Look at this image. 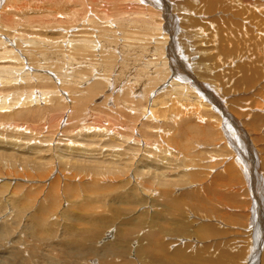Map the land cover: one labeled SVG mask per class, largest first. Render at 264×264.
Here are the masks:
<instances>
[{"label":"rangeland","instance_id":"rangeland-1","mask_svg":"<svg viewBox=\"0 0 264 264\" xmlns=\"http://www.w3.org/2000/svg\"><path fill=\"white\" fill-rule=\"evenodd\" d=\"M8 1L9 0H7V2ZM43 1L21 0L22 7L30 10L32 9L34 13L30 12V14H35L37 18H40L39 24H41L43 28H41L40 25H37V27L35 28L36 31L34 30L36 33L33 32V30H31L33 32L32 33L29 28L27 29L21 27V30L24 31V33H27L25 37L27 39L28 44L25 45L22 42L21 43L23 45L22 48L24 49L22 50L19 49V50L33 51L31 53L33 54L36 53V55L39 54L41 56L42 51L44 54V49H41L43 47L45 49L46 48L48 49V52H50L48 53V55H51V57H54L53 51L57 52L56 53L57 59L46 57V59L48 58V60H43V58L40 57L42 60L40 59L38 60L40 61L39 64L47 63L45 66L51 65L50 66L51 69H48L49 66L48 68L37 67L34 60H37L39 57L37 55V59H36V57L33 56V58H35L33 59L31 65V68L33 67V69L29 70L32 73V80L30 84L26 83L28 86L25 89L23 87L21 89L20 87L18 88L17 85L21 86L22 83L25 82V80H20L19 79L20 77L17 78L16 75L19 74V72H17L14 69L11 70L12 76L11 75L10 76L12 77V81L13 82L15 81V83L12 82L10 84L11 87H5L4 89L3 87H1L0 84V89H1L0 91L3 92V93L0 92V95L8 94L6 96L7 100L6 98L5 100H3V97L1 98L0 96V102H1L0 104H3L2 103L3 101L6 103L8 102L12 103L10 98H8L11 97L9 94H12L14 98H17L20 95H22L23 91L25 90L24 92L26 94L32 95L30 99L31 104H27V105L28 106L33 105L32 107H29L28 110H26L27 106L22 105L23 104L22 102L25 101V96H24L22 100L19 99L20 105L16 104V108L19 113H17L15 116L9 118L7 112H5L6 116H4L5 113H0V116L2 117L0 118V124H2V126L0 125V211L2 212V214L4 213L3 216L0 217V228H3V234L0 231V237H1L0 246L2 247L3 250L4 262L8 263L10 260H13L14 262H18L19 264H25L26 262L30 261L29 258L33 250L31 247H29L28 249L27 247L29 245V238H31L32 236L29 237L26 236V234L27 233L30 234L33 231V220H34L33 217L35 213L36 214L38 213L37 210L49 212L48 207L50 206V203L53 201V199L52 200H50L51 198L44 199V197L47 196L46 193L47 190L49 189L48 188L47 190H45V188H47V185L50 186L53 183L52 185L53 187L51 188V191L53 192V195L54 192L58 193L57 199L55 200V206L53 209L55 212L64 213L59 221L61 222L60 223L61 227L58 228L59 232H61V228L67 230L68 227H70L71 229H76L77 231H83V229L85 230V228L88 227V226L85 227L87 225V224L85 225V221L86 223H88V225L91 223L93 224L94 222H96L98 225V222L102 218L105 221L101 222L102 224L99 223V225H103L101 227L103 230L108 228L112 230L113 229L116 230L117 228H124L128 233L130 232L129 233L131 235L130 238L135 239V237H137V234L140 235L145 230L149 231L150 227H154V228L159 227V229H164L165 232L166 231L176 232L174 231V226L175 228L178 226L176 224V221L180 222L179 225L180 227L182 225L181 224L182 221L184 226L183 228L185 229H182L180 235L179 234L172 235V233L170 232V235L167 234L162 238L161 236L162 230H159L160 231L159 238L160 239L162 238V241L164 240L163 241L164 244H166V247H168L166 249H169V251L172 252L182 251L183 249L182 252L184 256L185 255L194 256L195 255L194 251L199 250L201 253L206 252L202 255L203 256L207 255L204 257L208 258V257H213V255L214 256L216 255L217 252H215L213 249L215 248L217 249V247L219 246L220 248L226 251L228 250V253L236 259L238 256H240L241 259L240 258L237 259L238 262H240V264H244V263L247 264L248 262L249 264H263L264 262L262 263V261L264 258V254H263L264 248L261 246L260 247L261 250L259 249L258 246L261 245V243L259 244L260 240L257 241V238H260L261 236L264 235V228H263L264 226L260 230V224L262 223L260 218L261 214L254 211L256 204L254 201L255 199L253 193L254 191L251 192V186H250L251 181L248 182H246V180L242 181L245 183V185L247 184L249 186L250 191L247 190V193L245 194L244 191L241 190L242 193H239L240 196L236 198L237 201L240 200L241 202H244L247 201L244 196L247 195H248L247 197L250 196L248 198L250 201L248 202L251 203L247 204L246 202H244L246 206H243L242 210L234 209L236 206V201H232L230 199L228 192H227L228 195L227 199H229V201L226 199L225 202L227 201L228 202L225 203L224 205L218 203L215 200L211 202V205H209V203L207 204L202 201L201 197L203 196V192L206 190L205 188L206 180L204 178L207 179L208 177L207 175H204V172L210 169L209 166L207 165H209L211 163V160L213 159L212 156L210 158V154L206 152V148L201 147L200 145L201 143L197 141L199 139L193 136L194 135L193 132L189 135H185V134L183 135V133L179 130L178 125L180 124L179 122L182 121H184L182 123H185L187 121L186 122L187 124L192 121L191 118L194 119L197 116L201 117L203 115L202 117H206L210 115L209 110H207L208 106H205L206 108L204 109L201 107L200 108L197 107L198 104L201 103L198 102L197 97L199 98V96L196 95L197 93L196 90L198 91V93L200 91L201 95H203L202 94L203 89L201 87L198 88L195 87L196 90L193 88L192 90L193 92L182 91L180 87L177 88V90L170 89L172 88V86L170 85L171 82L169 80L165 82L162 81L164 75L159 74L158 69L157 70L155 69L154 71L153 70L147 71L148 73L154 72V77H148L149 74L148 76L147 75L144 77L141 76L139 64L146 62L147 54L140 53L138 51L146 50V52H150L153 50L154 43H152V41L150 40L149 44L146 47H143L142 45L138 44L131 46L128 49H125L126 46L124 48H121L123 47V45H125V43L123 44V41L120 39L121 37L119 36L120 33H116L118 32L117 30L121 29L118 26L119 23L117 25V22L113 20V18H111L108 14L107 15L104 14V10H107L108 6L106 5L103 6L99 4V2L97 3L98 0H93L94 3L92 2V0L90 1V3L89 0L88 2H86L87 0H80V1L77 0L79 2H77L76 0H67V1L65 0L67 5H65V3L63 2L64 0L62 1L56 0L58 1L56 3L55 0L54 1L43 0ZM51 1H53L55 4ZM188 1H192V0H182L181 2H183L182 4L184 5H182L180 2L175 7L167 6L165 7V9L162 8V10L165 12L167 11V13H169L171 18L173 19L172 33L174 34L173 45L175 47V55L177 57L179 55L180 57L182 56V59L184 60L183 63L186 66L185 68L187 69V71H189V75L191 77L193 76L192 78L194 79V83L203 85L206 91H209V93H211L212 96H214V98L220 102L221 107L224 108L225 112L227 114L228 112H230L231 117L236 121V123L240 124L244 132L246 131L245 132L247 138L246 141L248 140L247 144L249 146V153L251 155L249 161L250 164L252 163L254 167H256L257 173L259 175V180L261 182L260 192L262 194L260 200V208L262 209L261 213L264 216V210H263L264 209V166L262 163V160H264L263 157L264 155L263 153L260 152L261 150L260 151L257 150V149H261L262 145L255 143L257 142V139H261V138L262 140L264 139L263 136L264 127L259 128V131H257L258 135L254 139V144H253L251 142L252 140H250L253 136L250 132V128H248L246 124H242L244 121H246V119L248 120L251 117L250 115H252L253 113L260 114L264 117V111H262L264 109L263 107L264 105V98H263L264 95V73H263L264 71V5H263L264 0H257V1L245 0L246 2L249 1V3L247 2V4L246 2H244L245 5L242 3L239 4L237 3V5L236 4L232 5L231 3H227L230 0H223L221 3H218V0H208V1L217 2V4L215 3L210 4L212 7L211 10L214 12L212 11L210 12V9H208L209 7L207 6V4H194L193 2H188ZM241 1L243 2V0ZM50 2L53 4H51ZM256 2H258V4H255ZM2 4L0 5V8L5 10V8L3 7L6 4V0H4ZM151 4L153 3L152 2L147 3L148 6H151ZM86 5L89 6L86 7ZM155 6H157V8L159 9V4ZM214 7H216V9ZM48 8L51 11H49ZM109 8L110 10H113V5H110ZM61 9L62 11H60ZM77 9L80 11H78ZM73 10L74 12L78 11L77 15L76 12L75 13L73 12ZM162 10H159V13H161ZM52 11H56V12H52ZM49 12L52 13L53 15L57 13V17L58 16L60 17V14L61 15L63 14L61 18L64 16V18H62V20L64 21L61 20L60 26L57 24L58 23L56 21L57 19H52L53 17L51 18L50 15L48 16ZM67 12H69V14ZM6 14H8V12H6ZM162 14L163 13H161V15ZM70 15L71 17L72 15L74 16L71 18ZM77 16H80V18L81 17L82 18L80 19ZM85 16H86V21L83 19L85 18ZM98 17L99 19H101L100 17L106 18L108 21V22L105 21L107 26L109 28L113 26V28L108 29L107 27H105L106 24L102 23L104 21L102 22L99 21L101 22V26L99 28L92 27L94 29L93 30L89 26L90 30L89 29L87 30V22H88L87 20H89L90 18L98 19ZM47 18L49 19L47 23L48 24L50 23L49 27L48 24L46 23ZM78 18L80 20L79 23H78L79 21ZM229 18L230 21L228 20ZM68 19H70V21H68ZM71 19H73L74 21L76 20L77 23L76 21L75 22H73V20L71 21ZM215 19H217V21H215ZM168 20L169 18L167 17L165 18L161 16L160 21L157 19V24L160 23V25L164 27L165 23H167ZM44 22L46 23V25H44L45 24ZM62 22H64L65 24ZM84 24H86V35H85V30L83 35L85 36V38L90 39V41L94 45V49H92L94 53L89 52L88 54L86 52L88 57H86V60L83 62L84 64H86V66H83L85 67L86 70L84 71V73H86V75H84L86 78H84V80L80 81L79 83L73 85L69 93V85H71L72 83L70 81V75L72 71H74V69L70 68L69 65L72 64V58H76V61L79 63H81L80 61L82 60V59L77 60L79 54L77 56L76 54H73L74 52L71 42L75 40L74 44H77L76 42L82 39L80 37L83 35L80 36L81 34L80 30H82V28L84 29L83 26ZM110 24L112 26H109ZM120 24H124V23H120ZM70 26L72 27V31L71 28H69ZM131 26L133 27V31L134 30L140 31L136 26H133V23ZM114 29L115 30L117 29L116 32L113 31ZM103 31L106 32L108 31V34H105ZM109 31L111 32L109 33ZM60 32L62 33V38H58L57 36L59 35ZM78 32H80L79 35H76L78 34ZM8 33L10 34L9 30H6L5 28L2 27L0 28V36L2 35L0 38L3 37V41L5 37L9 38V36H11ZM71 33L77 37L75 38L74 36L75 38L74 39ZM88 33H90V35ZM112 35H118L119 37L118 36L112 37ZM135 36L137 37V35ZM37 37L40 39L44 38L45 40L50 41V43L52 42L51 44L49 43L51 46L46 45L45 44L46 42L43 43L41 42V40H40L41 43L37 42L39 40ZM111 37L114 39H110ZM157 37L159 39V35H157ZM167 37H166V41L167 44H169L170 38L168 34ZM115 39H118L119 41L116 40L117 42L115 41L116 42L115 43L114 42ZM62 41H64L63 45H62ZM55 42L56 43L59 42V44H55ZM33 43L35 44L32 45ZM65 43H67V45ZM157 45H159V43ZM68 47L70 48V50ZM16 48L17 47L15 45L14 49ZM165 48L164 51H166ZM122 50H126L130 54L124 55L121 52ZM184 51L187 52L184 53ZM106 53L112 55H107ZM64 54H66L68 57L72 55V57L70 56L69 59ZM17 55L19 57H23V52ZM60 55L61 56L64 55L65 57L64 56L61 57ZM104 57H106L107 59ZM180 57L178 58L181 59ZM23 58L26 59L27 57H23ZM165 58L166 57H160L159 60L157 61H161L160 63L163 64L165 62L164 60ZM153 60L155 59L153 58ZM42 61L46 63H41ZM58 61L60 63L59 65L55 63ZM154 62L155 64H157L156 61ZM53 63H55V66H53ZM24 64L25 61H23V65ZM161 64H159V66ZM108 65L109 67H107ZM60 66L63 69L62 68L60 69ZM167 66H169L168 61H167ZM72 67L77 69L76 64ZM20 68H22L23 71V69L25 70L26 65L24 66L20 65ZM243 68L244 70L246 69L248 70L244 71ZM27 69L28 68H26V71ZM107 69H109L110 71ZM167 69L169 70L171 75L172 72L171 67L169 66V68L167 67ZM13 70L15 71L14 73ZM20 74L22 76V73ZM104 74L107 75L105 76ZM243 74H246L248 76V79L249 78H250L249 80L253 79V81L244 83L243 82L244 80H242L244 76ZM24 75H25V71H24ZM170 75L168 79L171 77ZM63 76L67 78L61 80ZM61 83H63V86L61 85ZM189 85L187 86L189 87ZM12 86L14 87V89ZM9 89L11 90L9 91ZM15 89H16L15 93L18 95L13 93ZM3 90H5V92ZM77 90L83 92L82 96L79 95L71 96V94L76 93ZM6 91L8 93H6ZM171 91L172 92L175 91V92L171 93ZM178 92H180L179 95ZM25 93L23 94L25 95ZM175 93L177 96H175ZM61 94H63V96ZM32 98H34V100L36 98H40L41 103L40 101L39 102L35 101L34 103V100H32ZM46 98H50V101H47ZM15 100L17 102V99ZM30 100L28 99L27 101ZM163 100H165L164 103ZM237 100H239V102ZM189 101L192 102L190 103ZM211 103H214V101L212 100ZM160 105L164 107L161 108ZM202 105L203 104H201V106ZM257 105L258 108H263V109L262 110L256 109L255 106ZM44 107L45 108L48 107V110L42 109ZM50 108H53V112L50 110ZM195 109H197L196 110L198 112V113L196 112L197 115L195 114ZM202 109H203L202 111L203 113L201 112ZM205 109L208 112H206ZM209 109L211 110V108ZM204 110L206 113L204 112ZM161 111L165 112L166 114L163 115ZM242 111L250 115L244 118V116L240 114ZM1 114L4 115L2 116ZM159 114L161 118H159L160 117ZM205 114L206 116H204ZM47 115L49 116L47 117ZM171 115H173V117L174 115L176 116L175 118L176 121L178 118H180L177 116L182 115L181 118L179 119L181 121L178 120V122L176 123L177 125L174 123H170L171 121H168V117H170ZM164 116H166L167 119ZM185 118L190 119L191 121L186 120ZM250 121L253 122V119ZM10 125L17 127L18 131L17 129L14 128L12 129V127L9 128ZM163 125H165V128L166 126L168 127L164 129L162 127ZM160 129L162 132H166L165 133L166 135L162 134ZM247 131L249 134L247 133ZM167 132L170 133L168 134ZM171 134L173 138H181V141H184V146H188L187 149L188 151L186 152V154L180 152L179 148L175 147L176 145L174 143H173L174 147H171L167 144L166 140L171 137ZM247 134L249 135V137L247 136ZM52 141L54 142L52 143ZM69 142L71 145H69ZM76 145H78L77 147H83V150L84 149L86 150L87 148L91 149L92 152L81 153L80 150L79 152L80 155L77 154L76 156H73L70 153L76 151L78 148H72L71 146L76 147ZM222 145L223 143H221V146ZM252 145L253 147H251ZM162 147L166 150H164ZM220 149L221 150H218V152H222V148ZM163 152L165 153L163 154ZM193 154L196 156H194ZM227 154L228 152L225 151L224 153H218L215 156H217V160H220L221 156L223 159L231 158ZM2 155H3L4 163L1 161ZM159 155L162 157L171 155L169 159L170 160L169 167L166 165L165 167L163 165L164 162H162ZM61 156H64L65 159H63L64 163L60 164L58 159ZM183 156L187 158L185 159V161L181 159ZM174 159L175 161H172ZM176 160H178L179 162L178 161L176 162ZM94 162H99L102 164L104 163L105 165L109 163L108 169H111L113 166L117 168L118 171L116 174L111 173L107 175L106 172L105 174L100 172H91V170H89L88 168H83L82 166L83 164H89V163L93 164ZM112 162L115 163L116 165L111 164ZM187 162H192L191 166L190 163L188 164ZM200 163L202 165H200ZM182 164H185L184 167H182L183 166ZM74 165H79L80 169L78 168L75 169ZM147 166H153L156 168L161 167L160 169L162 170L159 169V171L160 172L162 171V174L168 175V177L172 175L174 176L177 175L175 173H170L171 167H176L175 169L179 168L180 170L179 172L181 176H179V178H168L171 181V185L169 188H165L168 194H170L169 200L171 202H165V200L163 201L161 198H159V193L161 192V190L159 189L155 190L156 187L153 181L151 182L147 181L148 176L145 175V172L149 171V169L146 168ZM165 169L168 170L166 171ZM195 172L196 174L194 175ZM45 173L47 174L48 177L42 178ZM199 177L202 180H200ZM57 178L59 181V182L57 181L58 183H56ZM197 179H199L200 182H198L196 186ZM135 181H137V183ZM44 184L46 185V187L42 189L41 185L44 186ZM243 184L239 182L238 188L240 187L243 188ZM134 185L136 186L133 187ZM94 186H95V190H92ZM195 186L197 188H195ZM225 187L230 188L233 186L228 184L225 185ZM253 187L254 190H256L257 185L255 181L253 182ZM135 188L139 190L140 189L143 190L144 188L146 189L144 192L141 191L140 193ZM200 188H205V189L199 190ZM90 192H94V193L91 194ZM88 195L90 196L91 201L85 200V196H87L88 198ZM6 196L8 197V202L5 200ZM153 197H155V199H153ZM155 200L156 202H158L159 208L157 207V205L156 207L153 206L152 203L153 201L155 203ZM79 202H82L83 204H80ZM162 203H164L165 205H163ZM168 203H177L179 204V206H177L176 204L175 207L176 206L177 207L175 208V211L173 210L171 215L169 214L166 217V213L164 212H166L165 208L169 206L167 205ZM76 204L78 205V207L76 206ZM220 205L224 206L225 208L221 207ZM97 207H101L102 212L92 211L91 213L84 214L85 212H88L90 208L96 209ZM11 208L14 209L12 212H11ZM204 208L205 210L206 209L208 210L205 211ZM227 208L228 210H226ZM161 209L163 210V212ZM215 209L217 210L215 211ZM176 210L178 211V213ZM225 210L226 212H224ZM79 211L84 213H80ZM218 211L221 213H219ZM205 212L207 213V215ZM214 212L215 213L217 212L219 215H215ZM241 212L246 215L248 213V217H243L241 219L238 218L239 223H237L234 218L228 217L229 215L235 213H241ZM101 213H103L102 216ZM161 213L163 214L162 217L165 216V220L161 221V219H159ZM176 213L180 214L179 215L180 217ZM20 216H23L24 218L26 217L27 220L16 222L19 220L18 217ZM50 216L47 217V221ZM177 218H180L181 221ZM56 219H58L57 216L53 217L51 219L52 222L51 223L49 218L50 223L43 228L44 229L43 233L46 231L48 232L49 230L54 232L55 225L57 224ZM68 219H72V220H68ZM82 219L84 221H82ZM90 221H94V222L90 223ZM163 221L166 224H164ZM23 223H25L26 226H24ZM96 223L94 224L96 225ZM6 224L10 228L12 227L14 229L10 231L9 228H7ZM69 224L70 225L75 224V225H73L72 228V226H70ZM92 224L89 226H92ZM137 225L138 226L142 225V227H138ZM41 229L42 228H40V230ZM141 229L143 231L140 232ZM112 230H110L111 233ZM184 231L185 233H183ZM46 235L48 237V233ZM132 235L133 237L134 236L135 237L133 238ZM46 238L44 239L43 237L39 241V243L45 242L48 239ZM237 238H241V239H237ZM262 239L261 242L263 244L264 240L262 241ZM136 242L138 241H134L133 243ZM210 242L212 248L214 247L213 249L210 246ZM217 242L219 243L218 246H217L218 244ZM255 242L257 243V245L255 244ZM53 244L52 246L48 244V247H50V251H54L55 249L53 248H58L60 249V251L57 249V251L52 253L59 252L58 254L59 258L62 257V255L65 258L66 256L65 254H63V251H61L60 246L53 247L54 245H56ZM251 244H253L254 246ZM42 245L39 248L38 255H41L40 252L42 253L45 252L47 249H49V248L46 249L47 246L46 244L45 245L42 244ZM132 246H131L132 251H130L131 253L136 252L137 248H139L140 246L143 247L144 243L143 245L141 244L137 246L136 249H134L135 248L134 245ZM227 247L230 248L228 249ZM129 248L130 247H128V251ZM237 248L239 249V251ZM192 251L194 255H192L191 253ZM213 251L215 253H213ZM54 255L57 254H52V255L50 254L47 257L39 256L41 257L39 260L51 259V257L57 258ZM68 257H71L70 254L69 256L66 257L67 261H69ZM90 259H88L89 264H91L92 261H94L93 259L97 260L98 258L94 257L93 259L92 258ZM109 259L112 260L113 258H109ZM130 259H132V257H130ZM236 259H234V264H237ZM63 261L64 259L61 260V262ZM230 261H231L230 264H232L233 263L232 260ZM130 263L132 264L131 261ZM30 264H37V263L33 261V263ZM92 264H94V262ZM133 264H137V263L134 261ZM185 264H194V259L191 257Z\"/></svg>","mask_w":264,"mask_h":264},{"label":"bare ground","instance_id":"bare-ground-1","mask_svg":"<svg viewBox=\"0 0 264 264\" xmlns=\"http://www.w3.org/2000/svg\"><path fill=\"white\" fill-rule=\"evenodd\" d=\"M4 1V0H3ZM3 1H1L0 0V5L3 3ZM35 1V0H34ZM38 1H40V0H38ZM43 1V0H42ZM47 1V0H46ZM54 1V0H53ZM53 1H51V2H53ZM62 1V0H61ZM67 1V0H66ZM77 1V0H76ZM76 1H75V3H76ZM80 1V0H79ZM79 1H77V2H79ZM90 1L91 0H89V3H90ZM182 0H98L97 1V3L99 2V4H101V5H103V6H108V9L107 10H104V14L105 15H109L111 18H113V20H115L116 22H117V25H118V23H119V27L121 28V29H119V30H117L118 32H116V30L114 29L113 31H115L116 33H120V35L119 36H121L120 37V39L123 41V44L125 43V45H123V47H121V48H124L125 46H126V48L125 49H128L129 47H131V46H134V45H138V44H140V45H142L143 47H146L148 44H149V41L151 40L152 41V43H154V47H153V50L152 51H150V52H146V50H140V51H138V52H140V53H145V54H147V59H146V62H143V63H141V64H139V66H140V74H141V76H148V74H149V76L148 77H154V70L156 69H158L159 70V74H162V75H164V77H163V79H162V81H167V80H169L170 82H171V86H172V88H170V89H173V90H177V88H179L180 87V89L182 90V91H192L193 90V88L195 89V87L196 88H198V87H201L203 90V95H201V93H200V91H199V93H198V91L196 90V95H198L199 96V98L197 97V99H198V102L199 103H201V104H203L202 106H201V104H198V108H206L205 106H208V109L207 110H209V114L210 115H208V116H206V114L204 115V116H206V117H199V116H197V117H195L194 119H192L191 118V120L190 119H186V120H190L191 122H189V123H187L186 124V122L185 123H182V122H184V121H182V122H179L180 124L178 125L179 127V130L183 133V135L185 134V135H189V134H191L192 132L194 133V137L195 138H198L199 140H197L199 143H201L200 145H201V147H204V148H206V152L207 153H209L210 154V158H211V156H212V159L213 160H211V163L209 164V163H207V164H209V165H207V166H209V168L210 169H208L206 172H204V175H207L208 177H207V179L206 178H204L205 180H206V184H205V188H206V190L203 192V196L201 197L202 198V201L204 202V203H209V205H211V202H213L214 200L215 201H217L218 203H220V204H222V205H224L225 203H227L228 201H229V199H227V192L229 193V197H230V199L232 200V201H236V206H235V208L234 209H238V210H242L243 209V206H246L245 205V203L244 202H246L247 204H249V203H251V202H248V201H250L248 198L250 197H247V196H244L245 198H246V200L247 201H244V202H241L240 200H236V198L238 197V196H240L239 195V193H242V191H244V193L246 194L247 193V190L248 191H250V189H249V186L246 184L245 185V183L244 182H242V181H244V180H246V182H248V181H251V183H250V186H251V192L252 191H254L253 193H254V197H255V199H254V201H255V204H256V207H255V210L254 211H256L257 213H260L261 214V224H260V230H261V228L264 226V216L262 215V213H261V208H260V200H261V192H260V184H261V182H260V180H259V175H258V173H257V170H256V167H254V165L251 163L250 164V161H249V158H250V153H249V146H248V144H247V141H246V131L244 132L243 131V128H241V126H240V124H238V123H236V121L231 117V113L230 112H228V114L225 112V110H224V108L223 107H221V104H220V102L219 101H217L215 98H214V96H212V94L211 93H209V91H206V89H205V87L203 86V85H199V84H196V83H194V79L189 75V71H187V69L185 68L186 66L184 65V60L182 59V56L180 57V55L178 56V57H180L181 59H179L176 55H175V47H174V39H173V36H174V34L172 33V31H173V19L171 18V16L169 15V13H167V11L165 12V11H163L162 10V8L163 9H165V7H167V6H173V7H175L178 3H180ZM223 0H218V3H221ZM257 1V0H256ZM44 2V1H43ZM43 2H41V3H43ZM50 2V3H51ZM56 2H58V1H56L55 0V3ZM64 3H65V5H67L66 4V2H65V0L63 1ZM72 2H74V1H72ZM86 2H88V0L86 1ZM92 2L94 3V1L92 0ZM149 2H152L153 4H151V6H148L147 5V3H149ZM188 2H193L194 4H207V6L209 7L208 9H210V12L212 11L211 10V3H215V4H217V2L216 1H208V0H192V1H188ZM188 2H187V4H188ZM244 2H246L245 0H243V2L241 1V0H230L229 2H227V3H231L232 5L233 4H236L237 5V3L239 4V3H242V4H244ZM248 3H249V1H247ZM247 2H246V4H247ZM54 3V2H53ZM53 3H51V4H53ZM54 3V4H55ZM81 3V2H80ZM92 3V4H93ZM183 2H181V4H182ZM253 3V2H252ZM27 4V3H26ZM38 4V3H37ZM60 4V3H59ZM61 4H62V2H61ZM69 4V3H68ZM70 4H71V1H70ZM83 4V3H82ZM159 4V9L157 8V6H155V5H158ZM215 4H214V6H215ZM255 4H258V2H256ZM3 5V4H2ZM22 5V3H21V0H9L8 2H7V0H6V4L4 5V7L3 8H5V10L4 9H2V8H0V28L2 27V28H5L6 30H9V32H10V34L9 35H11V36H9V38H7V37H5V39H4V41H3V37L2 38H0V84H1V87H3V89L5 88V87H11V83L13 82L12 81V69H14V70H16L17 72H19V74H17L16 75V73H15V75H16V77L17 78H19L20 80H25V82L24 83H22V85L21 86H19V85H17L18 86V88L20 87V89L23 87L24 89L28 86L26 83H28V84H30L31 83V80H32V73L29 71L30 69H33V67L31 68V65H32V62H33V59H35V58H33V56L34 57H36V59H37V55H38V59L37 60H34V62L36 63V66L37 67H43V68H48V66H45L47 63L46 62H41V63H46V64H39V62L40 61H38L39 59L40 60H42L41 58H43V60H48V58L46 59V57H50V58H56L57 57V52H54L53 51V55H54V57H51V55H48V53H50V52H48V49L46 48H43L42 46V48L41 49H44V54H43V51L41 52V56L39 55V54H37L36 55V53L35 54H33V53H31V52H33V51H20L19 49H24V48H22V42H23V44H28L27 43V39H26V35H27V33H24V31H22L21 30V27L22 28H29L30 29V31L31 30H33V32H35L36 30H35V28L37 27V25H40L41 26V24H39V22H40V18H37V16L35 15V14H30V12H33L34 13V11H32V9L30 10V9H25L24 7H22L21 6ZM42 5V4H41ZM40 5V6H41ZM45 5H46V3H45ZM57 5V4H56ZM64 5V4H63ZM72 5H74V4H72ZM79 5V4H78ZM100 5V6H101ZM110 5H113V10H110V8H109V6ZM182 5H184V4H182ZM245 5V4H244ZM250 5H252V4H250ZM264 5V4H263ZM6 6V7H5ZM35 6V5H34ZM82 6V5H81ZM87 6H89V5H86V7ZM91 6V5H90ZM98 6V5H97ZM180 6V5H179ZM188 6V5H187ZM190 6V5H189ZM192 6V5H191ZM217 6V5H216ZM224 6H225V3H224ZM223 6V7H224ZM227 6V5H226ZM257 6V5H256ZM2 7V6H1ZM26 7V6H25ZM65 7V6H64ZM70 7V6H69ZM83 7H84V5H83ZM92 7V6H91ZM102 7V6H101ZM218 7V6H217ZM231 7V6H230ZM253 7V6H252ZM30 8V7H29ZM57 8H58V6H57ZM60 8V7H59ZM62 8V7H61ZM67 8H68V6H67ZM80 8H82V7H80ZM93 8V7H92ZM215 9H216V7H214ZM233 8V7H232ZM37 9H39V8H37ZM56 9V8H55ZM69 9H72V8H69ZM85 9V8H84ZM218 9H220V8H218ZM222 9V8H221ZM48 10L49 11H51L49 8H48ZM48 10H45V11H48ZM78 10V9H77ZM91 10V9H90ZM159 10H162V12L161 13H163L162 15H161V13H159ZM58 11V10H57ZM60 11H62V9L60 10ZM70 11V10H69ZM72 11V10H71ZM78 11H80V10H78ZM77 11V12H78ZM209 11V10H208ZM216 11V10H215ZM6 12H8V14H6ZM52 12H56V11H52ZM73 12H74V10H73ZM72 12V13H73ZM76 12V11H75ZM74 12V13H75ZM77 12H76V15H77ZM94 12V11H93ZM209 12V13H210ZM212 12H214V11H212ZM218 12V11H217ZM236 12V11H235ZM68 14H69V12H67ZM83 13V12H82ZM37 14V13H36ZM55 14V13H54ZM59 14V13H58ZM65 14V13H64ZM71 14V13H70ZM79 14V13H78ZM233 14V13H232ZM50 15V17L52 18V19H57L56 21L58 22H56L59 26H60V24H61V20H62V18H64V16L61 18V16L63 15H61L60 14V17L58 16L57 17V13L55 14V15H53L52 13H50L49 12V14H48V16ZM52 15V16H51ZM95 15V14H94ZM245 15V14H244ZM40 16V15H39ZM42 16V15H41ZM74 15H72V17H73ZM98 16H99V14H98ZM161 16H163V17H167V18H169V20L167 21V23H165V25H164V27H162L161 25H160V23L159 24H157V19L160 21V18H161ZM70 17H71V15H70ZM69 17V18H70ZM71 17V18H72ZM77 17H79L80 18V16H77ZM76 17V18H77ZM90 17V16H89ZM95 17V16H94ZM97 17V16H96ZM106 17V16H105ZM223 17V16H222ZM50 18V19H51ZM67 18V17H66ZM79 18H78V20H79ZM82 18V17H81ZM80 18V19H81ZM101 19H99V17H98V19L97 18H95V19H89V20H87L88 22H87V30L89 29L90 30V27H91V29H93L92 27H100L101 26V22L102 21H104V22H102V23H105L106 24V22H108L107 21V19L106 18H104V17H100ZM191 18V17H190ZM51 19V20H52ZM75 19V18H74ZM85 21H86V16H85V18H83ZM48 18H47V20H46V23L48 22ZM73 19H71V21H72ZM83 20V21H84ZM95 20H98V21H95ZM207 20V19H206ZM221 20V19H220ZM229 21H230V18L228 19ZM44 21V20H43ZM53 21V20H52ZM62 21H64V20H62ZM67 21V20H66ZM66 21H65V23H66ZM68 21H70V19H68ZM67 21V22H68ZM76 21V20H75ZM74 20H73V22H75ZM83 21H82V23H83ZM84 21V22H85ZM99 21H101V22H99ZM106 21V22H105ZM158 21V22H159ZM191 21V20H190ZM194 21H195V19H194ZM215 21H217V19H215ZM227 21V20H226ZM80 22V20L78 21V23ZM175 22V21H174ZM197 22V21H196ZM207 22H209V21H207ZM218 22H219V20H218ZM41 23H42V20H41ZM45 23V22H44ZM46 23L44 24V25H46ZM53 23H55V22H53ZM62 23H64V22H62ZM64 23V24H65ZM72 23V22H71ZM76 23H77V21H76ZM120 23H124V24H120ZM132 23H133V26H136L140 31H136V30H134L133 31V27L131 26L132 25ZM48 24V23H47ZM50 24V23H49ZM48 24V27L50 26ZM56 24V25H57ZM104 24V25H105ZM185 24V23H184ZM199 24V23H198ZM69 25V24H68ZM74 25H76V24H74ZM187 25V24H186ZM242 25H243V23H242ZM66 26V25H65ZM77 26H78V24H77ZM76 26V27H77ZM84 26V29L82 28V30H80L81 31V34H80V36L81 35H83L84 34V30H85V35H86V24H84L83 25ZM90 26V27H89ZM109 26H112L111 24L109 25ZM192 26V25H191ZM105 27H107L108 29H111V28H113V26L112 27H108L107 26V24L105 25ZM104 27V28H105ZM115 27V26H114ZM186 27V26H185ZM219 27H221V26H219ZM41 28H43L42 26H41ZM69 28H71V31H72V27L70 26ZM116 28V27H115ZM188 28V27H187ZM201 28V27H200ZM203 28V27H202ZM205 28V27H204ZM61 29V28H60ZM73 29H74V27H73ZM222 29V28H221ZM18 30H20V31H18ZM24 30V29H23ZM35 30V31H34ZM94 30V29H93ZM46 31V30H45ZM141 31H143V32H141ZM194 31V30H193ZM209 31V30H208ZM223 31V30H222ZM3 32V31H2ZM32 32V31H31ZM32 32V33H33ZM68 32H69V30H68ZM68 32H66V33H68ZM88 32V31H87ZM105 34H108V31L106 32V31H103ZM111 31H109V33H110ZM155 32H156V34H155ZM166 32H167V34H168V36H169V38H170V40H169V44H167V41H166V37H167V34H166ZM36 33V32H35ZM79 33L80 32H78V34H76V35H79ZM195 33V32H194ZM223 33V32H222ZM70 34V33H69ZM72 34V33H71ZM89 35H90V33H88ZM114 34V33H113ZM73 35V34H72ZM71 35V36H72ZM88 35V36H89ZM91 35H93V34H91ZM135 35H137V37L135 36ZM157 35H159V39H158V37H157ZM211 35H214V34H211ZM2 36V35H1ZM0 36V37H1ZM58 36V38H62V33L60 32L59 33V35H57ZM70 36V37H71ZM74 36L75 35H73V38H74ZM109 36V35H108ZM111 36V35H110ZM116 36H118V35H112V37H116ZM118 36V37H119ZM189 36H190V34H189ZM207 36V35H206ZM221 36V35H220ZM40 37V36H39ZM66 37V36H65ZM68 37V36H67ZM77 36H75V38H76ZM87 37V36H86ZM90 37V36H89ZM95 37V36H94ZM103 37V36H102ZM110 38V39H114V38ZM165 37V38H164ZM22 38H23V41H22ZM35 38H36V36H35ZM38 38V37H37ZM64 38V37H63ZM74 38V39H75ZM80 38H82L81 40H79V41H77L76 43L77 44H74V41L73 42H71L72 43V47H73V54H76V56L79 54V57H77V60H80V59H82L80 62L81 63H79V62H77L76 61V58H72V64H70L69 66H70V68H73L74 69V71H72V73H71V75H70V81L72 82L71 83V85H69V93H70V90H71V88H72V86L73 85H75V84H77V83H79L80 81H82V80H84V78H86L84 75H86V73H84V71H86L85 70V67H83V66H86V64H84L83 62L86 60V57H88V55H87V53L89 54V52H91V53H94L93 52V50L92 49H94V45L92 44V42L90 41V39H88V38H85V36L83 35V36H81ZM91 38V37H90ZM168 38V37H167ZM179 38V37H178ZM209 38V37H208ZM39 40L37 41V42H40V40H41V42H46L45 44L46 45H48V46H51L50 44L52 43H50V41H48V40H45L44 38L43 39H40V38H38ZM66 39V38H65ZM108 39H109V37H108ZM225 39V38H224ZM30 40H32V39H30ZM35 40V39H34ZM68 40V39H67ZM67 40H64V41H67ZM119 41L118 39H115L114 40V42L115 41ZM120 40V41H121ZM213 40V39H212ZM59 41H61V40H59ZM64 41H62V45H63V42ZM116 41V42H117ZM40 42V43H41ZM115 42V43H116ZM198 42V41H197ZM50 43V44H49ZM106 43V42H105ZM159 43V45H157ZM226 43V42H225ZM31 44V43H30ZM29 44V45H30ZM35 43H33L32 45H34ZM37 44V43H36ZM55 44H59V42H55ZM66 45H67V43H65ZM119 44V43H118ZM14 45V46H13ZM15 45H16V47L18 48H16V49H14V47H15ZM41 45V44H40ZM45 45V46H46ZM53 45V44H52ZM61 45V46H62ZM110 45V44H109ZM120 45H122V44H120ZM191 45V44H190ZM263 45V44H262ZM54 46V45H53ZM68 46H69V43H68ZM167 46V47H166ZM184 46V45H183ZM20 47V48H19ZM32 47V46H31ZM65 47V46H64ZM63 47V48H64ZM166 47V48H165ZM66 48V47H65ZM69 48V47H68ZM164 48L166 49V51H164ZM220 48V47H219ZM224 48V47H223ZM72 49V48H71ZM238 49V48H237ZM69 50H70V48H69ZM121 50V49H120ZM182 50H183V48H182ZM34 51H36V50H34ZM67 51V50H66ZM107 51V50H106ZM109 51V50H108ZM113 51V50H112ZM199 51H201V50H199ZM211 51V50H210ZM21 52H23V57H27L26 59L25 58H23V57H19L17 54H19V53H21ZM38 52V51H37ZM59 52V51H58ZM60 52H62V51H60ZM71 52V51H70ZM87 52V53H86ZM124 55H129L130 53L128 52V51H126V50H122L121 51ZM181 52V51H180ZM187 52V51H186ZM185 51H184V53H186ZM208 52V51H207ZM262 52V51H261ZM90 53V54H91ZM105 53V52H104ZM109 53V52H108ZM225 53V52H224ZM60 54V53H59ZM70 54V53H69ZM68 54V55H69ZM107 54V53H106ZM180 54V53H179ZM44 55H46V56H44ZM64 55H66V54H64ZM64 55H60L61 57H63ZM107 55H112V54H107ZM106 55V56H107ZM258 55V54H257ZM71 57H72V55H70ZM69 56V57H70ZM92 56H93V54H92ZM189 56V55H188ZM207 56V55H206ZM205 56V57H206ZM41 57V58H40ZM65 57V56H64ZM66 57H68L67 55H66ZM68 57V58H69ZM108 57V56H107ZM160 57H166L164 60H165V62L163 63V64H161L160 62L161 61H157V60H159V58ZM30 58V59H29ZM94 58V57H93ZM104 58H106V57H104ZM113 58V57H112ZM153 58L155 59V60H153ZM22 59H25V60H22ZM27 59H28V61H27ZM57 59V58H56ZM55 59V60H56ZM62 59V58H61ZM70 59V58H69ZM92 59V58H91ZM107 59V58H106ZM109 59V58H108ZM111 59V58H110ZM63 60V59H62ZM62 60H61V62H62ZM67 60V59H66ZM95 60V59H94ZM103 60V59H102ZM105 60V59H104ZM113 60V59H112ZM161 60V59H160ZM224 60V59H223ZM23 61H25V64L24 65H26V68H28L27 69V71H26V68H25V70L23 69V71H22V68H20V65H22V66H24L23 65ZM64 61V60H63ZM107 61V60H106ZM154 61H156L157 62V64L159 63V64H161L160 66H159V64L157 65V64H155V62ZM163 61V60H162ZM167 61H168V64H169V66L171 67V69H172V72H171V75H170V72H169V70L167 69V67L169 68V66H167ZM189 61V60H188ZM205 61V60H204ZM209 61V60H208ZM27 62H28V65H27ZM74 62V63H73ZM215 62V61H214ZM57 65H59L60 63H59V61L58 62H55ZM55 63H53V66H55ZM64 63V62H63ZM105 63V62H104ZM111 63H113V62H111ZM110 63V64H111ZM200 63V62H199ZM204 63V62H203ZM76 64V66H77V69H75L74 67H72V66H74V65ZM79 65V67H78V65ZM186 64V63H185ZM216 64V63H215ZM33 65H34V63H33ZM65 65V64H64ZM156 65V66H155ZM199 65V64H198ZM29 66V67H28ZM51 66V65H50ZM49 66V68L48 69H51V67ZM62 66V65H61ZM60 66V69L62 68ZM80 66H82V67H80ZM157 66H159V67H157ZM66 67V66H65ZM107 67H109V65L107 66ZM110 67H112V66H110ZM164 68V69H163ZM54 69H55V67H54ZM56 69H57V67H56ZM60 69H59V71H60ZM63 69V68H62ZM90 69V68H89ZM88 69V70H89ZM94 69V68H93ZM13 70V73L15 72ZM34 70H35V68H34ZM33 70V71H34ZM107 70H109V69H107ZM150 71V70H153L152 72L153 73H148L147 71ZM243 70H244V68H243ZM246 70H248V69H246ZM246 70H244V71H246ZM21 71V72H20ZM24 71H25V75H24ZM55 71V70H54ZM106 71V70H105ZM110 71V70H109ZM57 72V71H56ZM91 72V71H90ZM89 72V73H90ZM262 72V71H261ZM20 73H22V76H21V74ZM263 73H264V71H263ZM107 74H110V73H107ZM106 74V75H107ZM150 74H151V76H150ZM11 75V76H10ZM88 75V74H87ZM105 75V74H104ZM105 75V76H106ZM169 75L171 76L169 79H168V77H169ZM244 76H243V78H242V80H244L243 82L244 83H248L249 81H253V79L252 80H249L248 79V76L246 75V74H243ZM14 77V76H13ZM16 78V79H17ZM64 78H67V77H62L61 78V80H64ZM107 78V77H106ZM239 79V78H238ZM177 80H178V82H177ZM241 80V81H242ZM161 81V80H160ZM237 82H239V81H237ZM13 83H15V81L13 82ZM159 83H161V82H159ZM167 83V82H166ZM194 83V84H193ZM190 84V85H189ZM193 84V85H192ZM61 85L63 86V83H61ZM187 85H189V87L187 86ZM13 87V86H12ZM8 89V88H7ZM13 89H14V87H13ZM23 89V90H24ZM179 89V90H180ZM1 90V89H0ZM11 89H9V91H10ZM254 90V89H253ZM4 92H5V90H3ZM14 91V90H13ZM12 91V92H13ZM25 91V90H24ZM23 91V93H25ZM182 91H180V92H182ZM263 91V90H262ZM1 92V91H0ZM16 92V89H15V91L13 92V93H15ZM170 92V91H169ZM175 92V91H174ZM174 92H172L171 91V93H174ZM180 92H178V95H179V93ZM193 92V91H192ZM195 92V91H194ZM252 92V91H251ZM1 93H3V92H1ZM6 93H8L7 91H6ZM18 93V92H17ZM22 93V95H20L19 97H17V98H14V96H12V94H9L11 97H8V98H10V100L12 101V103L10 102H8V103H6V102H4L3 100H5V98H6V96L8 95V94H1L0 96H1V98L3 97V104H0V113H5V112H7V115H9L8 117L10 118V117H13V116H15L17 113H19L18 112V110H17V108H16V104L17 105H20V102H19V99H21L22 100V98L25 96V101H23L22 103V105L23 106H27V109L26 110H28V108L29 107H32L33 105H27V104H31V97H32V95H30V94H26L25 93V95ZM176 93H177V91H176ZM176 93H175V96H177L176 95ZM16 94V93H15ZM14 94V95H15ZM82 94H83V92H81V91H76V93H74V94H71V96H73V95H79V96H82ZM183 94V93H182ZM16 95H18V94H16ZM36 95V94H35ZM34 95V96H35ZM62 96H63V94H61ZM187 95V94H186ZM33 96V97H34ZM64 96H65V94H64ZM171 96V95H170ZM174 96V95H173ZM188 96V95H187ZM224 96V95H223ZM167 97V96H166ZM179 97V96H178ZM181 97H183V96H181ZM263 98H264V95H263ZM15 99H17V102H16V100ZM30 100V101H27V100ZM47 99V101H50V98H46ZM188 99V98H187ZM238 99V98H237ZM257 99V98H256ZM6 100H7V98H6ZM13 100H14V102H13ZM32 100H34V98H32ZM160 100V99H159ZM182 100V99H181ZM192 100V99H191ZM206 100V101H205ZM212 100L214 101V103H211L212 102ZM221 100V99H220ZM242 100V99H241ZM35 101H37V102H39L40 101V103H41V99L40 98H36L35 100H34V103H35ZM193 101V100H192ZM192 101H189L190 103L192 102ZM209 101H211V102H209ZM222 101V100H221ZM238 102H239V100H237ZM262 101H263V99H262ZM16 102V103H15ZM165 102V100H163V103ZM1 103V102H0ZM208 103V104H207ZM160 104V103H159ZM236 104V103H235ZM244 104V103H243ZM200 105V106H199ZM161 106V108H163L162 107V105H160ZM210 106V107H209ZM244 106V105H243ZM261 106V105H260ZM259 106V107H260ZM166 107V106H165ZM240 107V106H239ZM252 107V106H251ZM256 107V109H260V110H262L263 108H258V105L257 106H255ZM263 107H264V105H263ZM23 108V107H22ZM160 108V109H161ZM196 108V107H195ZM209 108H211V110L209 109ZM253 108V107H252ZM42 109H44V110H48V107H44V108H42ZM203 109L201 110V112L203 111ZM237 109V108H236ZM255 109V108H254ZM24 110V109H23ZM50 110L53 112V108H50ZM197 109H195V114H196V111ZM206 110V109H205ZM205 110H204V112H205ZM206 110V112H208ZM213 110V111H212ZM240 110V109H239ZM243 110V109H242ZM182 111H183V109H182ZM262 111H264V109L262 110ZM162 112V111H161ZM160 112V113H161ZM200 112V111H199ZM200 112V113H201ZM205 112V113H206ZM237 112V111H236ZM261 112V111H260ZM163 113V115L164 114H166L165 112H162ZM190 113V112H189ZM198 113V112H197ZM203 113V112H202ZM230 113V114H229ZM183 114V113H182ZM191 114H192V112H191ZM194 114V115H195ZM242 116H244V118L245 117H247V116H249L250 114H248V113H244L243 111L240 113ZM2 115V114H1ZM4 115V114H3ZM2 115V116H3ZM184 115H185V113H184ZM189 115V114H188ZM197 115V114H196ZM4 116H6V113H5V115ZM49 115H47V117H48ZM159 116H160V114H159ZM167 116V115H166ZM166 116H164V117H166ZM182 116V115H181ZM181 116L180 115H178L177 117H180L181 118ZM190 116V115H189ZM251 117L249 118L250 120H252L253 119V122H251L249 119L247 120L246 119V121H244L242 124H246L247 126H248V128H250V132H251V134L253 135L252 136V138L250 139V140H252L251 142L254 144V139L257 137V131H259V128H261V127H264V117L262 116V115H260V114H257V113H253L252 115H250ZM7 117V118H8ZM193 117V116H192ZM199 117V118H198ZM0 118H2L1 116H0ZM40 118V117H39ZM159 118H161V116L159 117ZM175 118H176V116L174 115V117H173V115H171L170 117H168V121H171L170 123H174V124H176L177 122H178V120L180 119V118H178L177 119V121L175 120ZM184 118V117H183ZM220 118V119H219ZM237 118H239V117H237ZM48 119V118H47ZM47 119H45V120H47ZM166 119H167V117H166ZM184 119V120H185ZM241 119V118H240ZM160 120V119H159ZM162 120V119H161ZM183 120V119H182ZM163 121V120H162ZM165 121V120H164ZM179 121H181V120H179ZM239 121V120H238ZM198 122V123H197ZM13 124V123H12ZM44 124H45V122H44ZM1 126H2V124H0ZM166 125H169V124H166ZM177 125V124H176ZM10 127H12V129L14 128V129H17V131H18V128L17 127H15V126H13V125H10L9 126V128ZM161 127V126H160ZM164 129H166L168 126H166V128H165V125H163L162 126ZM177 127V126H176ZM164 129H163V131H164ZM60 130V129H59ZM2 131V130H1ZM160 131H161V129H160ZM168 131H170V130H168ZM104 132V131H103ZM162 132V131H161ZM166 132H162V134H165ZM168 133V132H167ZM170 133V132H169ZM168 133V134H169ZM247 133H248V131H247ZM167 134V135H168ZM173 134H175V133H173ZM180 134V133H179ZM249 134V133H248ZM247 134V136L249 137V135ZM160 135V134H159ZM166 135V134H165ZM192 136V137H193ZM264 136V135H263ZM2 137V136H1ZM11 137V136H10ZM52 137H54V136H52ZM55 137H56V134H55ZM159 137H161V136H159ZM163 137H164V135H163ZM163 137H161V138H163ZM168 137V136H167ZM166 137V138H167ZM251 137V136H250ZM9 138V137H8ZM13 138V137H12ZM188 138H190V137H188ZM258 138H260V137H258ZM53 140V139H52ZM59 140V139H58ZM57 140V141H58ZM193 140V139H192ZM264 140V139H263ZM263 140H262V138L261 139H257V142H255V143H257V144H261L262 146H261V149H257V150H261L260 152L261 153H263V155H264V142H263ZM56 141V142H57ZM164 141H165V138H164ZM163 141V142H164ZM3 142V141H2ZM54 141H52V143H53ZM166 142H167V144L169 145V146H171V147H174L173 146V143L176 145L175 147H177V148H179V151L180 152H183V153H185L186 154V152L188 151L187 149H188V146H184V141H181V138H173V136H172V134H171V137L169 138V139H167L166 140ZM183 142V143H182ZM221 143H223V145L221 146ZM191 144V143H190ZM189 144V145H190ZM210 144V145H209ZM69 145H71L70 144V142H69ZM165 145V144H164ZM198 145V144H197ZM207 145H209V146H207ZM78 145H76V147H74V146H71L72 148H78L76 151H74V152H71L70 154H72L73 156H76L77 154H79V152H80V150H81V153H91L92 152V150L91 149H84L83 150V147H77ZM88 147V146H87ZM251 147H253V145L251 146ZM259 147V146H258ZM257 147V148H258ZM163 148V147H162ZM192 148V147H191ZM220 148H222V152H218V150H221ZM260 148V147H259ZM164 149V148H163ZM162 149V150H163ZM225 149V150H224ZM255 149V148H254ZM164 150H166V149H164ZM163 150V151H164ZM225 151H227L228 152V154L227 155H229V157H231V158H227V159H223L222 158V156H221V159L220 160H217V156H215L216 154H218V153H224ZM2 152V151H1ZM51 153H52V150H51ZM165 152H163V154H164ZM230 153V154H229ZM2 154V153H1ZM75 154V155H74ZM188 154V153H187ZM257 154V153H256ZM80 155V154H79ZM87 155V154H86ZM194 155V154H193ZM222 155H224V154H222ZM255 155V154H254ZM160 156V155H159ZM170 156L171 155H168V156H160V159L162 160V162H164V166L166 165V166H168L169 167V162H170ZM194 156H196V155H194ZM262 156V155H261ZM168 157V158H167ZM264 157V156H263ZM204 158V157H203ZM209 158V159H210ZM63 159H65L64 158V156H61V157H59V159H58V161L60 162V164L61 163H64V161H63ZM181 159H183L184 161H185V159H187V158H185L184 156L181 158ZM192 159V158H191ZM205 159V158H204ZM203 159V160H204ZM262 159V158H261ZM1 161L3 162V155H2V158H1ZM172 161H175V159L174 160H172ZM178 160H176V162H177ZM181 161V160H180ZM1 162V163H2ZM113 162H115V161H113ZM111 163V164H114V165H116L115 163ZM179 162V161H178ZM4 163V162H3ZM188 164L190 163V166H191V163L192 162H187ZM262 163H263V166H264V160H262ZM171 164H173V163H171ZM170 164V165H171ZM185 164H186V162H185ZM185 164H182L183 166L182 167H184V165ZM198 164V163H197ZM196 164V165H197ZM233 164V165H232ZM4 165H6V164H4ZM108 165H109V163L108 164H102V163H99V162H94L93 164H83L82 166H83V168H88L89 170H91V172H100V173H103V174H105V172H106V174L107 175H109V174H111V173H113V174H116L117 173V168H115V167H113L112 166V168L111 169H108L109 167H108ZM200 165H202L201 163H200ZM199 165V166H200ZM104 166V167H103ZM107 166V167H106ZM111 166V165H110ZM164 166H162V167H164ZM165 166V167H166ZM189 166V167H190ZM204 166H205V164H204ZM167 167V168H168ZM193 167V166H192ZM191 167V168H192ZM74 168L76 169V168H78V169H80V166L79 165H74ZM73 168V169H74ZM146 168H148L149 169V171H147V172H145V175H147L148 176V182H151V181H153V183L155 184V190H157V189H159V190H161V192L159 193V198H161L163 201L165 200V202H171L170 200H169V195L170 194H168V192L165 190V188H169L170 187V185H171V181H170V179H168V178H179V176H181L180 175V170H179V168H177V169H175L176 167H171V170H170V173H175V174H177L176 176H174V175H172V176H170V177H168V175H165V174H162V171L160 172L159 171V169L161 168V167H159V168H156V167H153V166H147ZM199 168V167H198ZM197 168V169H198ZM151 169V170H150ZM169 169V168H168ZM168 169H165L166 171L168 170ZM204 169V168H203ZM202 169V170H203ZM160 170H162V169H160ZM196 170V169H195ZM205 170V169H204ZM203 170V171H204ZM197 171V170H196ZM200 171V170H199ZM179 172V173H178ZM198 172V171H197ZM201 172V171H200ZM199 172V173H200ZM166 173V172H165ZM193 174V173H192ZM196 174V172L194 173V175ZM161 177H163V178H161ZM184 175V174H183ZM199 176V175H198ZM46 178V177H48L47 176V174L45 173L44 175H43V177L42 178ZM202 177H204V176H202ZM113 178H114V176H113ZM196 178H198V177H196ZM199 179L200 180H202L200 177H199ZM199 179H197L196 180V186H197V183L198 182H200V180ZM41 180V179H40ZM64 180V179H63ZM58 181V178H57V180H56V183H58L57 182ZM256 182V185H257V187H256V190H254V187H253V182ZM43 182V181H42ZM136 183H137V181H135ZM203 182V181H202ZM239 182H241L242 184H243V188H238V185H239ZM44 183V182H43ZM47 183V182H46ZM64 183V182H63ZM122 183V182H121ZM126 183V182H125ZM180 183V182H179ZM49 184V183H48ZM116 184V183H115ZM139 184V183H138ZM142 184V183H141ZM189 184H192V183H189ZM231 185V186H233V187H230V188H227V187H225V185ZM43 185V184H42ZM41 185V188L43 189L44 187H46V185L44 184V186H42ZM52 185H53V183H52ZM52 185H47V188H45V190H47L48 188V190H47V193H46V195L47 196H45L44 197V199L46 198H51L50 200H52L53 199V201L50 203V206L48 207L49 208V212H46V211H42V210H37L38 211V213L36 214H34V220H33V231L30 233V234H26V236H32L31 238H29V245H28V247H27V249L29 248V247H31L32 248V250H33V252H32V254H31V256H30V261L29 262H26L25 264H30V263H33V261L34 262H36L37 264H80V263H82V264H89L88 263V259H90V258H94V257H97L98 259L97 260H95V259H93L94 261H92V263L94 262V264H131L130 263V261L132 262V264H133V262L135 261L137 264H185L191 257L194 259V264H230V260H232V264H234V259H236V258H234L233 256H231L229 253H228V250L226 251V250H224V249H222V248H220L218 245H219V241L217 242L218 244H217V249L215 250V249H213L212 248V246H211V242H210V246H211V248L215 251V252H217L216 253V255L214 256L213 255V257H208V258H206V257H204V256H207V255H202V254H204V253H206V252H200L199 250L197 251H194L195 252V255L193 254V251L191 252L192 253V255H194V256H189V255H183V249H182V251H174V252H172V251H169V249H166V248H168V247H166V244H164V240L162 241V238L164 237V236H166L167 234H169L170 235V232H165L164 231V229H159V227L158 228H154V227H150L149 228V231H143L142 229L140 230V232L141 231H143L140 235H138L137 234V237H135V239H132V238H130L131 237V235L126 231V229H124V228H117L116 230H112V229H110V228H108V229H105V230H103L101 227L103 226V225H99V223H101V222H103V221H105V220H103L102 218H101V220L98 222V225H97V223L96 222H94V221H90V223L91 222H94V223H96V225L94 224H92V226H89V225H91V224H89L88 225V223H86V221H85V227H87V228H85V230L83 229V231H77L76 229H71L70 227H68V229L67 230H64V229H62L61 228V232H59V227H61L60 226V223L61 222H59L60 221V218H61V216L64 214L63 212L62 213H58V212H55L54 211V206H55V200L57 199V194L58 193H56V192H54V195H53V192L51 191V188L53 187ZM66 185V184H65ZM120 185V184H119ZM124 185V184H123ZM174 185H175V183H174ZM245 185V186H244ZM113 186V185H112ZM136 185H134L133 187H135ZM138 186V185H137ZM195 186V188H197ZM121 187V186H120ZM111 188V187H110ZM130 188H132V187H130ZM161 188H163V189H161ZM205 188H200L199 190H203V189H205ZM107 189V188H106ZM114 189V188H113ZM117 189V188H116ZM138 192H140L141 193V191H145V189L146 188H144L143 190H139V189H137V188H135ZM92 190H95V186L92 188ZM109 190V189H108ZM242 190V191H241ZM88 191H89V189H88ZM96 191H97V188H96ZM104 191V190H103ZM41 192H42V190H41ZM91 194L92 193H94V192H90ZM112 193V192H111ZM134 193V192H133ZM50 194V195H49ZM104 194H106V193H104ZM153 194H154V192H153ZM108 195V194H107ZM111 195V194H110ZM109 195V196H110ZM144 195H145V193H144ZM147 196V195H146ZM152 197V196H151ZM243 198V197H242ZM153 199H155V197H153ZM170 199H172V198H170ZM228 200L227 202H225V200ZM5 200L8 202V197L6 196L5 197ZM85 200H90V196L88 195V198H87V196H85ZM101 200H102V198H101ZM245 200V199H244ZM47 201V200H46ZM91 201V200H90ZM80 204H83L82 202H79ZM192 203V202H191ZM198 203V202H197ZM230 203V202H229ZM85 204V203H84ZM88 204H90V203H88ZM153 206L154 207H156V205H157V207H158V202H156V200H155V203H154V201H153ZM163 205H165L164 203H162ZM161 204V205H162ZM177 203H168L167 205H169V206H167L166 208H165V211L166 212H164V213H166V217L170 214L171 215V213L173 212V210L175 211V208L177 207V206H179V204H177V206L175 207V205H176ZM217 204V203H216ZM216 204H213V205H216ZM222 205H220L221 207H223V208H225L224 206H222ZM76 206L78 207V205L76 204ZM106 206V205H105ZM219 206V207H220ZM255 206V205H254ZM161 207H163V206H161ZM160 207V208H161ZM181 207V206H180ZM226 207H227V205H226ZM249 207H250V205H249ZM159 208V207H158ZM171 208V209H170ZM210 208V207H209ZM213 208V207H212ZM254 208V207H253ZM253 208H252V210H253ZM9 209V208H8ZM55 209H57V208H55ZM14 209L13 208H11V212L13 211ZM162 210V209H161ZM180 210V209H179ZM203 210V209H202ZM204 210H205V208H204ZM203 210V211H204ZM206 210H208V209H206ZM205 210V211H206ZM217 209H215V211H216ZM220 210V209H219ZM223 210V209H222ZM226 210H228V208L226 209ZM226 210L224 211V212H226ZM230 210V209H229ZM264 210V209H263ZM92 211H95V212H102V208L101 207H97L96 209H93V208H90L89 210H88V212H81V211H79L80 213H84V214H88V213H91ZM177 211V210H176ZM221 211V210H220ZM253 211V212H254ZM162 212H163V210H162ZM213 212V211H212ZM212 212H211V214H212ZM219 212V211H218ZM230 212V211H229ZM52 213V214H51ZM175 213V212H174ZM177 213H178V211H177ZM176 213V214H177ZM206 213V212H205ZM215 213V212H214ZM213 213V214H214ZM217 213V212H216ZM215 213V215H219L218 213L216 214ZM219 213H221V212H219ZM223 213V212H222ZM4 214V213H3ZM3 214H2V212L0 211V217L1 216H3ZM50 214H51V216H50ZM94 214V213H93ZM102 214L103 213H101V216H102ZM210 214V215H211ZM229 214V213H228ZM227 214V215H228ZM90 215H92V214H90ZM97 215V214H96ZM157 215V214H156ZM156 215H155V217H156ZM172 215H174V214H172ZM178 216L180 215V214H177ZM206 215H207V213H206ZM209 215V216H210ZM215 215H214V217H215ZM221 215V214H220ZM224 215V214H223ZM48 216H50L49 218H50V222H51V219L53 218V217H55V216H57V218L58 219H56L57 220V224L55 225V228H54V232L53 231H46L47 233H48V237H47V233L46 232H44L43 233V228L47 225V224H49L50 222H49V218H48V221H47V217ZM95 216V215H94ZM109 216V215H108ZM163 216V214L161 213L160 214V216H159V219H161V221L162 220H165V216L164 217H162ZM176 216V215H175ZM177 216V217H178ZM226 216V215H225ZM97 217H99V216H97ZM155 217H154V219H155ZM180 217V216H179ZM206 217V216H205ZM219 217H221V216H219ZM228 217H230V218H234L235 219V221L237 222V223H239V221H238V218H243V217H248V213H247V215L246 214H244V213H235V214H232V215H229ZM72 218V217H71ZM89 218V217H88ZM223 218V217H222ZM237 218V219H236ZM18 221H16V222H21V221H25V220H27V218L25 217H23V216H20V217H18ZM74 219V218H73ZM79 219V218H78ZM85 219V218H84ZM98 219H100V218H98ZM104 219H105V217H104ZM169 219V218H168ZM175 219V218H174ZM177 219H179L180 221H181V219L180 218H177ZM212 219V218H211ZM220 219V218H219ZM54 220V219H53ZM68 220H72V219H68ZM172 220V219H171ZM176 220V219H175ZM224 220V219H223ZM243 220V219H242ZM10 221H12V220H10ZM82 221H84L83 219H82ZM169 221V220H168ZM174 221V220H173ZM184 221V220H183ZM249 221V220H248ZM69 222V221H68ZM78 222V221H77ZM81 222V221H80ZM79 222V223H80ZM244 222H247V221H244ZM52 223V222H51ZM70 223H71V221H70ZM163 223H164V221H163ZM175 223V222H174ZM179 223V224H178ZM187 223V222H186ZM185 223V224H186ZM76 224V223H75ZM75 224H69L70 226H72V228H73V225H75ZM102 224V223H101ZM106 224V223H105ZM144 224H146V223H144ZM164 224H166V223H164ZM169 224H170V222H169ZM173 224V223H172ZM176 224L178 225L176 228H175V226H174V231H176V232H171L172 233V235L173 234H179L180 235V232L182 231V229H185V228H183L184 226H183V222L181 221V227L179 226L180 225V222L179 221H176ZM10 225V224H9ZM23 225L24 226H26V224L25 223H23ZM40 225V226H39ZM112 225V224H111ZM6 226H7V228H9V230L10 231H12L14 228H10L7 224H6ZM11 226V225H10ZM54 226V225H53ZM52 226V227H53ZM138 226V225H137ZM159 226V225H158ZM187 226V225H186ZM185 226V227H186ZM51 227V228H52ZM108 227V226H107ZM138 227H142V225L141 226H138ZM206 227V226H205ZM40 228H42L41 230H40ZM203 228V227H202ZM264 228V227H263ZM53 229V228H52ZM131 229V228H130ZM135 229V228H134ZM134 229H132V230H134ZM176 229V230H175ZM187 229V228H186ZM110 230H112V233L110 232ZM159 230H162L161 231V236H162V238L160 239L159 238V234H160V231ZM166 230V229H165ZM170 230V229H169ZM203 230V229H202ZM209 230V229H208ZM0 231L2 232V234H3V228H0ZM164 231V232H163ZM239 231V230H238ZM51 232H53V233H51ZM57 232H59V233H57ZM262 232V231H261ZM57 233V234H56ZM136 233V232H135ZM183 233H185V231L183 232ZM202 233V232H201ZM182 234V233H181ZM207 234V233H206ZM226 234V233H225ZM236 234V233H235ZM240 234V233H239ZM256 234V233H255ZM134 235V234H133ZM133 235H132V237H133ZM168 235V236H169ZM183 235V234H182ZM181 235V236H182ZM185 235V234H184ZM241 235V234H240ZM3 237V236H2ZM39 238V239H37V238ZM44 237V239L46 238L47 240L45 241V240H42V241H45V242H43V243H39V241L42 239ZM133 237V238H134ZM1 238V237H0ZM156 238V239H155ZM263 238V239H262ZM237 239H241V238H237ZM250 239V238H249ZM261 239H262V241L264 240V235L263 236H261L260 238H257V241H259V244L261 243V245H259L258 247H259V249H260V247L262 246L263 248H264V242H263V244H262V242H261ZM234 240V239H233ZM243 240V239H242ZM251 240V239H250ZM256 240V239H255ZM28 241V240H27ZM134 241H138V242H136V243H133ZM210 241H211V239H210ZM214 241V240H213ZM238 241V240H237ZM240 241V240H239ZM256 241V242H257ZM54 244H56V245H54ZM166 242H167V240H166ZM249 242V241H248ZM255 242V244L257 245V243ZM143 243H144V246L143 247H139V248H137V246H139V245H143ZM209 243V242H208ZM237 243V242H236ZM42 244H46L47 246H46V249L47 248H49V249H47L45 252H47V253H45V252H40V254L41 255H38L39 254V248H40V246L42 245ZM48 244L49 245H51L52 246V244L54 245L53 247H56V246H60V248H61V251H63V254H65V256L67 257V256H69V254H70V256L71 257H68V259H69V261H67V258L65 259L64 258V256L62 255V257H60L59 258V256H58V254H59V252L58 253H52V252H55V251H57V249L58 248H53V249H55L54 251H50V247H48ZM238 244V243H237ZM132 245H134L135 246V248L134 249H136L137 248V251L136 252H130V251H132L131 250V248L133 247ZM172 245H173V243H172ZM213 245H214V243H213ZM216 245V244H215ZM251 245H253V244H251ZM255 245V246H256ZM132 246V247H131ZM222 246V245H221ZM229 246V245H228ZM254 246V245H253ZM42 247H43V245H42ZM128 247H130L129 248V251H128ZM63 248V249H62ZM200 248V247H199ZM228 249L230 248V247H227ZM234 248V247H233ZM251 248V247H250ZM25 249H26V247H25ZM42 249V248H41ZM52 249V248H51ZM52 249V250H53ZM198 249V248H197ZM220 249V250H219ZM235 249V248H234ZM238 249V248H237ZM253 249V248H252ZM258 249V250H259ZM45 250V249H44ZM59 251H60V249H58ZM177 250H179V249H177ZM204 250V249H203ZM219 250V251H218ZM261 250V249H260ZM259 250V251H260ZM264 250V249H263ZM135 251V250H134ZM187 251V250H186ZM201 251H202V249H201ZM213 251V253H215ZM235 251V250H234ZM237 251V250H236ZM238 251H239V249H238ZM237 251V252H238ZM242 251H244V250H242ZM253 251V250H252ZM257 251V250H256ZM77 252V253H76ZM172 252V253H171ZM237 252H235V253H237ZM234 253V254H235ZM250 253V252H249ZM44 254H46V255H44ZM52 255V254H57V255H54V256H56L57 258H54V257H51V259H44V260H39L42 256H48V255ZM83 254V255H82ZM86 254V255H85ZM131 254V255H130ZM210 254V253H209ZM239 254V253H238ZM247 254V253H246ZM255 254V253H254ZM264 254V253H263ZM79 255H82V256H79ZM191 255V254H190ZM257 255V254H256ZM39 256H41V257H39ZM61 256V255H60ZM209 256V255H208ZM234 256H236V255H234ZM130 257H132V259H130ZM233 257V258H232ZM249 257V256H248ZM248 257H247V259H248ZM262 257H263V255H262ZM45 258V257H44ZM64 259V261L63 262H61V260H63ZM109 258H113L112 260H110ZM241 259V257L240 256H238L237 257V259ZM251 258V257H250ZM236 259V260H237ZM91 260V259H90ZM89 260V261H90ZM67 261V262H66ZM252 262V261H251ZM264 262V258H263V261H262V263ZM91 263V264H92ZM189 263V262H188ZM237 264H240V262H238V260H237V262H236ZM242 263V262H241ZM254 263V262H253ZM0 264H19L18 262H14L13 260H10L8 263H5L4 262V257H3V250H2V247L0 246ZM245 264V263H244ZM247 264H249V262L247 263ZM264 264V263H263Z\"/></svg>","mask_w":264,"mask_h":264}]
</instances>
